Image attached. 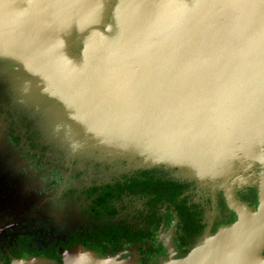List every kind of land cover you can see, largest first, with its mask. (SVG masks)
<instances>
[{
    "label": "rangeland",
    "instance_id": "obj_1",
    "mask_svg": "<svg viewBox=\"0 0 264 264\" xmlns=\"http://www.w3.org/2000/svg\"><path fill=\"white\" fill-rule=\"evenodd\" d=\"M239 37L233 45L227 42L217 58L212 57L217 45L208 43L200 60L171 63L177 73L208 80L192 81L190 89L175 85L169 96H164L172 99L174 121L167 116L158 125L154 115L144 120L147 113L128 111L107 100L83 104L69 89L71 83L65 81L66 73L60 66L12 47L13 43L0 34L4 109L10 116L26 120L42 146L37 148L44 152L39 161L21 159L17 149L3 143L7 168L0 173V259L16 234H27L36 244L45 245L81 230L90 224L81 214L82 191L142 168H160L169 177L194 182L197 197L222 191L234 214L261 210L264 65L257 59L249 63L253 44L245 30ZM37 61L51 65L57 79L36 68L33 62ZM162 131L169 145L152 144L149 138L162 136ZM161 148L170 151L162 161V155H154V150ZM247 186L256 188L252 205L233 196L234 189ZM114 206L119 217L137 223L136 213L143 200L123 197ZM161 215L163 225L153 244L161 256L157 264H166L179 257L167 245L171 227L166 225L172 217L167 211ZM208 239L210 236L204 234L194 247Z\"/></svg>",
    "mask_w": 264,
    "mask_h": 264
},
{
    "label": "water",
    "instance_id": "obj_2",
    "mask_svg": "<svg viewBox=\"0 0 264 264\" xmlns=\"http://www.w3.org/2000/svg\"><path fill=\"white\" fill-rule=\"evenodd\" d=\"M242 29L253 44L249 63L264 65V0H0L3 38L60 66L83 104L107 100L147 113L144 120L154 115L158 125L167 116L174 121L172 99L164 96L175 85L190 89L192 81L208 80L177 73L171 63L200 60L208 43L217 45V58L227 42L240 41ZM164 134L149 139L169 145ZM168 148L151 153L162 161ZM236 216L206 243L166 264H264V204ZM87 261L125 264L91 254Z\"/></svg>",
    "mask_w": 264,
    "mask_h": 264
},
{
    "label": "flooded vegetation",
    "instance_id": "obj_3",
    "mask_svg": "<svg viewBox=\"0 0 264 264\" xmlns=\"http://www.w3.org/2000/svg\"><path fill=\"white\" fill-rule=\"evenodd\" d=\"M5 100L0 89V173L3 168H7L3 161L6 160V151L3 143H8L11 147L17 149L21 159L27 157L39 161L43 157V150L37 148L40 146L36 140V135L31 130L23 117L10 116L8 109H4ZM151 170L148 174L152 178L161 180H170L181 185V194L178 203L168 205H158L152 202L147 195L130 194L126 190L116 199L108 200V206L114 211V216L101 217L95 219L88 209L89 199L93 196L92 190L99 193L105 186H111L115 183H126L132 178L143 179L138 177L139 171ZM84 195V204L81 207V214L86 216L90 224L79 230L76 229L67 235L63 240L45 245L36 244L27 234L14 235L6 248V254L0 259V264H13L14 262L32 261L34 264H71L73 262L72 255L82 252L83 254H91L97 257H112L117 262L124 261L126 264H157L161 258L159 256L158 246L154 243L155 235L163 225L162 211H167L171 215V220L166 227H171V237L168 247L178 255L184 256L194 244H182L183 241L189 240L187 233L182 230V224L178 216L176 207L181 206L185 212L193 217L197 225V236L192 235V239L197 242L204 234H214L221 226H227L236 221L237 216L227 206L222 191L214 193H206L197 197L196 184L192 181L178 180L166 175L165 171L160 168H142L132 171L128 175L122 176L110 183L102 185H94L86 187L82 191ZM234 198L246 205H252L256 201V188L244 187L242 189H234ZM123 197H137L143 200L142 209L136 213L137 223L128 221L118 216V211L114 203ZM106 222L122 223L130 227L132 230H139L143 233V239L136 243H129L121 246L120 250L113 254H101L94 249L85 247L80 241L87 238L91 242L90 232L94 231L99 225H105ZM196 237V238H195ZM194 242V243H195ZM73 243L69 247V244ZM264 255V247L262 249ZM156 257V258H154ZM152 259H155L154 262Z\"/></svg>",
    "mask_w": 264,
    "mask_h": 264
},
{
    "label": "trees",
    "instance_id": "obj_4",
    "mask_svg": "<svg viewBox=\"0 0 264 264\" xmlns=\"http://www.w3.org/2000/svg\"><path fill=\"white\" fill-rule=\"evenodd\" d=\"M150 172L151 170H141L137 175L143 178L142 180L138 178L128 179L124 184L115 183L111 186H105L99 193H95L93 189V196L89 199L88 206L93 217L99 219L104 216H114L113 209L107 204L108 200L116 199L125 190L130 194L147 195L152 202L160 206L163 204L178 203L182 184L180 185L170 180L152 178L148 175ZM176 209L178 211L180 223L183 226L182 230L185 231L189 237V240L183 241L182 244L195 245L196 242L192 239V235L197 236L198 232L193 217L189 216L181 206L176 207ZM89 235L91 242H89L87 238H84L80 243L101 254H113L119 251L121 246L139 242L144 236L139 230L134 231L125 224L111 222H106L103 226L99 225L94 231L90 232ZM72 245L73 243H70L69 247Z\"/></svg>",
    "mask_w": 264,
    "mask_h": 264
},
{
    "label": "crops",
    "instance_id": "obj_5",
    "mask_svg": "<svg viewBox=\"0 0 264 264\" xmlns=\"http://www.w3.org/2000/svg\"><path fill=\"white\" fill-rule=\"evenodd\" d=\"M90 254H83L82 252H79L74 255H72L71 257L73 258V262L71 264H89L90 262L87 261V257ZM120 263H125L124 261L120 262ZM13 264H34L32 261H21V262H14ZM126 264V263H125Z\"/></svg>",
    "mask_w": 264,
    "mask_h": 264
},
{
    "label": "bare ground",
    "instance_id": "obj_6",
    "mask_svg": "<svg viewBox=\"0 0 264 264\" xmlns=\"http://www.w3.org/2000/svg\"><path fill=\"white\" fill-rule=\"evenodd\" d=\"M33 65L36 68H39V69L41 68L40 70L47 72L52 78L57 79L56 73L54 72V70L50 66H48V65L44 66L43 64L39 63V61L33 62Z\"/></svg>",
    "mask_w": 264,
    "mask_h": 264
}]
</instances>
